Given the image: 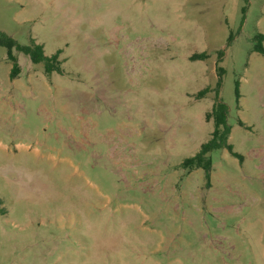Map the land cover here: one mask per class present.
<instances>
[{
  "label": "rangeland",
  "instance_id": "rangeland-1",
  "mask_svg": "<svg viewBox=\"0 0 264 264\" xmlns=\"http://www.w3.org/2000/svg\"><path fill=\"white\" fill-rule=\"evenodd\" d=\"M0 31L64 69L0 46V264H264V0H0ZM218 67L242 157L208 178Z\"/></svg>",
  "mask_w": 264,
  "mask_h": 264
},
{
  "label": "trees",
  "instance_id": "trees-1",
  "mask_svg": "<svg viewBox=\"0 0 264 264\" xmlns=\"http://www.w3.org/2000/svg\"><path fill=\"white\" fill-rule=\"evenodd\" d=\"M246 12V8L244 9ZM233 35L229 37V43H231ZM264 34H259L256 37V43L254 50L264 55ZM0 46L7 49V57L12 62V69L10 72V78L15 79L20 73V65L18 63L17 57L14 56L13 50L16 49L26 56H29L34 64H43L46 75L51 76L53 73L63 74L64 69L62 67V61L60 60V51H57L52 56H47L45 54V49L43 44L38 43L34 38L30 39L29 45H22L17 40L9 36L3 31H0ZM224 54L220 52L222 57ZM208 58L206 53H201L194 55L193 60H205ZM218 82L216 85L215 93V103L211 109L206 114L207 121H213V131L211 133L210 139L201 146L200 151L193 157L187 158L182 166L189 169H204L208 178H210V173L213 165L212 154L216 151L227 149L235 157H242L236 154L233 150V145L229 142L230 135L232 133V125L229 123V106L224 103L220 97V90L222 87V79L224 70L220 67L217 68ZM210 88L202 90L198 94V99L204 98L209 92ZM235 96L237 101V107L240 105L241 91H240V81H236L235 85ZM242 124V121H239Z\"/></svg>",
  "mask_w": 264,
  "mask_h": 264
}]
</instances>
